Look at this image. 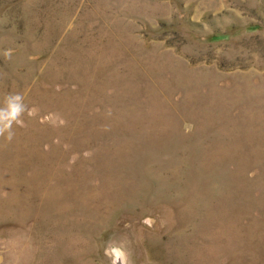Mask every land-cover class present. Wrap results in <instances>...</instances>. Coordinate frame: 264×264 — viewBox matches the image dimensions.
Masks as SVG:
<instances>
[{
	"label": "rangeland",
	"instance_id": "rangeland-1",
	"mask_svg": "<svg viewBox=\"0 0 264 264\" xmlns=\"http://www.w3.org/2000/svg\"><path fill=\"white\" fill-rule=\"evenodd\" d=\"M10 94L0 264H264V0H0Z\"/></svg>",
	"mask_w": 264,
	"mask_h": 264
},
{
	"label": "clouds",
	"instance_id": "clouds-1",
	"mask_svg": "<svg viewBox=\"0 0 264 264\" xmlns=\"http://www.w3.org/2000/svg\"><path fill=\"white\" fill-rule=\"evenodd\" d=\"M4 55L10 58L11 50L6 51ZM26 107L20 94L5 97L4 104L0 107V136H6L9 141L13 138V125L21 124ZM185 130L190 131V126L186 125ZM104 255L109 258L110 264H131L130 253L123 243H109L104 248Z\"/></svg>",
	"mask_w": 264,
	"mask_h": 264
}]
</instances>
